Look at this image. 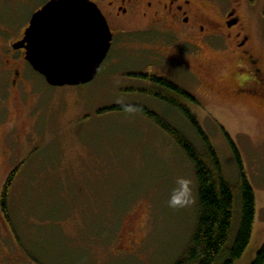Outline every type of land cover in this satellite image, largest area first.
<instances>
[{"label":"rangeland","instance_id":"rangeland-1","mask_svg":"<svg viewBox=\"0 0 264 264\" xmlns=\"http://www.w3.org/2000/svg\"><path fill=\"white\" fill-rule=\"evenodd\" d=\"M248 1L252 2V13L248 12ZM244 2L248 26L264 61V0ZM34 10L21 15L27 18ZM126 38L121 29L116 30L112 49L89 84L51 87L31 71L27 88L32 90L30 101L9 103L0 98V195L6 176L26 160L9 193L10 222L0 214V261L176 264L197 219L193 166L146 115L106 111L121 106V101L140 105L181 132L204 156L202 143L181 113L135 92L148 86L128 77L158 71L157 75L195 100L186 106L234 188L228 248L234 243L241 219L236 190L239 167L231 145L239 154L254 192L255 218L249 245L234 264H252L264 249V111L252 100L230 93L234 83L230 57L209 47L203 57H139L155 46ZM172 52L167 51L168 55ZM9 120L15 123L13 131L27 132L30 139L13 146L12 139L4 137ZM177 176L191 180V203L172 209L167 198Z\"/></svg>","mask_w":264,"mask_h":264},{"label":"flooded vegetation","instance_id":"flooded-vegetation-1","mask_svg":"<svg viewBox=\"0 0 264 264\" xmlns=\"http://www.w3.org/2000/svg\"><path fill=\"white\" fill-rule=\"evenodd\" d=\"M42 1L41 4V0H0V98L9 103L11 100L14 103L30 101L32 90L27 89L29 73L36 72L26 61L22 43L33 15L52 0ZM88 1L96 5L107 22L112 34L110 50L117 29L122 30V36L127 37V40L142 39L145 44L155 46L152 50L147 49L152 52L138 54L139 57H203L209 47L232 59L234 83L229 89L230 93L252 100L264 111V61L257 52L258 47L244 14V0ZM247 6L248 12L252 13V2L248 1ZM31 8L35 9L34 12L27 18L22 17L21 14L30 12ZM257 18L260 23V16ZM168 50L173 51V55H168ZM180 66L188 71L185 64ZM157 74L158 71H151V75L148 71H141L128 74V77L146 84L148 88L140 86L135 92L145 94L158 105L169 107V103L173 102L179 109L188 110L186 105L195 103L188 93L176 85L178 92H169L161 83H172ZM194 77L199 85H203L202 80ZM135 106L142 108L140 105ZM14 124L11 120L5 123L8 130L4 132V137H10L12 145L18 146L20 141L27 137L30 139V135L13 131ZM24 164L26 160L6 176L3 184L9 179H12L13 184ZM0 264L3 263L0 261Z\"/></svg>","mask_w":264,"mask_h":264},{"label":"trees","instance_id":"trees-1","mask_svg":"<svg viewBox=\"0 0 264 264\" xmlns=\"http://www.w3.org/2000/svg\"><path fill=\"white\" fill-rule=\"evenodd\" d=\"M161 85L169 92H178L175 85L164 83ZM132 106L146 115L175 142L194 169L197 182V219L189 244L176 264H234L242 257L249 245L255 218L254 192L246 180L236 148L231 145L239 167V184L236 190L240 199L241 219L234 243L231 248H228L234 216L235 191L226 181L218 156L193 115L189 110L179 109L173 102L169 103V107L181 113L195 132L203 145L204 156L198 153L181 132L170 126L164 119L144 108ZM106 111L120 112L123 108L117 106ZM11 188L12 179H9L0 195V214L7 223L10 222L8 198ZM252 264H264V249L257 254Z\"/></svg>","mask_w":264,"mask_h":264},{"label":"water","instance_id":"water-1","mask_svg":"<svg viewBox=\"0 0 264 264\" xmlns=\"http://www.w3.org/2000/svg\"><path fill=\"white\" fill-rule=\"evenodd\" d=\"M44 10L51 14L54 26L62 25L69 37L75 30L79 38L83 39V55L86 59L53 68L34 54L29 37L35 27L36 17ZM111 40L107 22L95 4L88 0H52L33 15L22 44L26 61L44 78L47 85L76 87L89 84L96 78L109 53Z\"/></svg>","mask_w":264,"mask_h":264},{"label":"snow or ice","instance_id":"snow-or-ice-1","mask_svg":"<svg viewBox=\"0 0 264 264\" xmlns=\"http://www.w3.org/2000/svg\"><path fill=\"white\" fill-rule=\"evenodd\" d=\"M82 41L75 30L69 37L62 25L54 26L51 14L45 10L36 17L35 27L29 37L34 54L53 68L86 59Z\"/></svg>","mask_w":264,"mask_h":264},{"label":"clouds","instance_id":"clouds-1","mask_svg":"<svg viewBox=\"0 0 264 264\" xmlns=\"http://www.w3.org/2000/svg\"><path fill=\"white\" fill-rule=\"evenodd\" d=\"M120 103L123 111L127 114H133L138 110L134 106L128 105L123 101ZM173 184L174 186L167 198V206L172 209H179L188 206L191 203V180L183 176H177L174 179Z\"/></svg>","mask_w":264,"mask_h":264}]
</instances>
